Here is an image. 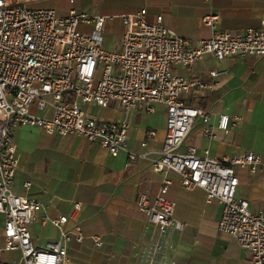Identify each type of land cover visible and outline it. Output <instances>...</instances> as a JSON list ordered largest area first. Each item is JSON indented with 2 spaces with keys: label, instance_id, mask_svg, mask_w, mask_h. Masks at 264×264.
I'll use <instances>...</instances> for the list:
<instances>
[{
  "label": "built area",
  "instance_id": "1",
  "mask_svg": "<svg viewBox=\"0 0 264 264\" xmlns=\"http://www.w3.org/2000/svg\"><path fill=\"white\" fill-rule=\"evenodd\" d=\"M53 0H0V214L4 216L5 251H19L17 262L0 264H70L66 244L71 239L81 242L79 224L66 230L69 216L75 217L80 202L72 204L69 216L50 219L59 237L45 247L31 242L28 226L37 219L43 205L25 193H16L13 182L19 167L15 132L21 126L37 127L61 137L80 136L94 142L115 156L125 151L130 160L136 156L127 149L130 125L121 121H100L89 117L84 104L100 107L112 104L125 112L140 109L153 113L154 105L166 109L165 136L159 157L151 169L161 175L160 187L150 200L140 193L136 205L165 236L169 228L182 229L174 221L175 202L166 198L171 185L169 172L178 176L183 188L199 187L206 200L216 199L223 205L217 230L228 234L249 254L248 264H264V206L253 213L247 200L235 197L238 178L234 166L255 172L261 164L259 155L240 151L220 159L205 152L198 154L193 145H184L198 118L209 120V112L187 104L181 94L205 95L218 85L225 70L208 72V81L187 79L172 71L173 65L185 68L195 65L206 55L221 61L239 56H264V22L259 28L240 32L216 29L218 16L208 13L201 22L212 28L209 38L191 44L167 28L162 14L148 18L145 8L120 15L122 32L116 47L107 49L103 33L108 18L88 11H77L75 0L60 13L55 7L34 4ZM209 1V0H206ZM34 106L41 115L31 110ZM238 116L219 114L214 129L227 131ZM154 131L146 134L153 138ZM147 140L141 145L145 146ZM184 147V150L181 148ZM264 172V165L262 167ZM30 187L25 182L23 188ZM99 247L102 241L91 237ZM164 239L144 248L139 254L142 264H158Z\"/></svg>",
  "mask_w": 264,
  "mask_h": 264
},
{
  "label": "crops",
  "instance_id": "2",
  "mask_svg": "<svg viewBox=\"0 0 264 264\" xmlns=\"http://www.w3.org/2000/svg\"><path fill=\"white\" fill-rule=\"evenodd\" d=\"M74 7L111 17L106 20L104 37L113 25H120L122 32L120 15L145 8L149 19L162 14L164 25L191 44L210 37L212 28L201 22L208 13L217 14L216 29L231 32L259 28L264 22V0H75ZM120 36L107 49L116 47ZM213 69L227 72L215 88L200 96L181 94L187 104L209 112L207 122L201 118L195 121L184 145H193L198 154L206 152L217 159L240 151L259 155L261 164L253 173L246 166H234L238 178L235 197L247 200L255 213L264 206V56H232L218 61L206 55L188 68L172 66L175 74L200 81H208V72ZM82 108L100 121L127 119V149L136 159L130 160L125 151L111 156L80 136L61 137L33 126L19 127L15 132L19 167L13 190L43 205L37 219L28 226L35 246L45 247L59 237L57 228L42 223L41 217L69 216L73 202L79 201V212L69 216L64 226L71 230L79 224L83 234L81 242L71 239L66 244L70 264H142L139 254L162 237L164 249L158 264H248V252L234 238L217 230L221 202H208L202 188L181 187L173 172L168 174L172 183L165 196L175 202L173 219L182 224V229L171 227L163 236L138 210V194L152 200L160 187L161 175L151 169V163L159 157L165 136L163 105L155 104L153 113L140 109L125 112L114 104L100 107L89 103ZM31 110L38 115L44 113L34 106ZM219 114L238 116L239 120L227 131L214 129L215 137L206 136V129L216 126ZM149 131L155 132L151 139L146 138ZM144 140L147 144L142 146ZM25 182H30L26 192ZM3 226L4 216L0 214V260L17 262L19 251L3 250ZM92 236L98 237L102 245L96 247Z\"/></svg>",
  "mask_w": 264,
  "mask_h": 264
},
{
  "label": "rangeland",
  "instance_id": "3",
  "mask_svg": "<svg viewBox=\"0 0 264 264\" xmlns=\"http://www.w3.org/2000/svg\"><path fill=\"white\" fill-rule=\"evenodd\" d=\"M35 7H55L57 10H62L64 13L70 7L68 0H53V1H42L39 3L34 4ZM107 34L104 37V45L106 48L112 47L116 42L118 36L121 33L120 25H113L107 29Z\"/></svg>",
  "mask_w": 264,
  "mask_h": 264
}]
</instances>
